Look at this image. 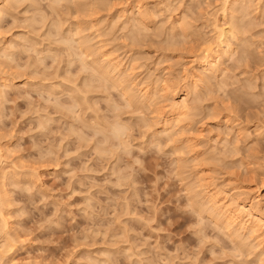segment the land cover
Listing matches in <instances>:
<instances>
[{"label":"clouds","instance_id":"obj_1","mask_svg":"<svg viewBox=\"0 0 264 264\" xmlns=\"http://www.w3.org/2000/svg\"><path fill=\"white\" fill-rule=\"evenodd\" d=\"M252 162L264 0H0V264H264L209 195Z\"/></svg>","mask_w":264,"mask_h":264},{"label":"rangeland","instance_id":"obj_2","mask_svg":"<svg viewBox=\"0 0 264 264\" xmlns=\"http://www.w3.org/2000/svg\"><path fill=\"white\" fill-rule=\"evenodd\" d=\"M198 54V50L196 48L195 43H193L190 48L184 53V55L192 57ZM179 58V57H178ZM165 74H167L168 66H164ZM131 74H135L134 70H130ZM167 84V80H165V85ZM203 132L200 133H191L190 135L195 136L196 138H200L203 136ZM11 147V145H9ZM195 151H198L199 149H194ZM261 152L260 150H255L251 157L260 156ZM250 157V159H251ZM25 161L21 160L19 161V164L21 166L25 165ZM257 162H252L248 164L249 169H252L250 171V174L247 177H244L241 179L239 176H229L226 178V183L228 187H221V185H215L212 188L214 190L218 189L225 193L227 199L229 202L234 203H242L243 201H250L253 200L256 204H258L261 207V211L263 212L259 216L253 213V211H250L252 213L250 216H253L256 218L258 222L261 221V228L260 232H258V236L260 235L261 238H257V234L252 236L253 239L257 241H264V176H261L258 180V173L254 169L258 167ZM211 173H202L200 179L203 181L206 176H211ZM206 183H210L211 181H204ZM209 190V195H210ZM236 191V192H235ZM242 194L240 199H236L237 194ZM248 209V208H246ZM14 214V210H13ZM15 223V221H13ZM25 227H30L29 224H25ZM239 227V226H238ZM240 228V227H239ZM246 232V231H245ZM249 233V232H247ZM250 234V233H249ZM256 236V237H255ZM263 237V238H262ZM60 238V237H58ZM48 237L46 234H42L37 232L35 235H32L31 237L25 238L21 237V244L17 246V248L14 250L13 255L15 257V264H53V259H55L56 264H61V250H57V247L55 245L46 244L43 241L47 240ZM61 243L65 247H71V240L69 237H62ZM260 239V240H259Z\"/></svg>","mask_w":264,"mask_h":264},{"label":"bare ground","instance_id":"obj_3","mask_svg":"<svg viewBox=\"0 0 264 264\" xmlns=\"http://www.w3.org/2000/svg\"><path fill=\"white\" fill-rule=\"evenodd\" d=\"M210 189H211L210 196L215 198L218 203H222L226 206L228 212L230 213V220L232 223L239 226L241 230L249 232L251 236L257 234V238L258 237L261 238L260 235L258 236V232H260V228H261V224L259 223H261V221L258 222L259 220L257 221L256 220L257 217L256 216H255L256 218L253 217L254 215L250 216L252 214L250 213V211H253V213H255L256 215L263 216L261 215L263 213L261 211V207L258 204H256L253 200L243 201L240 204H238L239 202L234 203L235 201L229 202L223 191L218 189L214 190L213 188ZM257 208H259V210H256Z\"/></svg>","mask_w":264,"mask_h":264}]
</instances>
